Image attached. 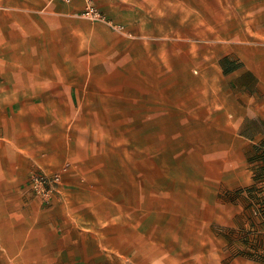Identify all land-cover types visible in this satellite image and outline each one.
<instances>
[{"label":"crops","instance_id":"obj_1","mask_svg":"<svg viewBox=\"0 0 264 264\" xmlns=\"http://www.w3.org/2000/svg\"><path fill=\"white\" fill-rule=\"evenodd\" d=\"M94 3L123 31L80 18L83 0H0V264H118L133 250L134 264H250L224 258L214 228L242 209L224 194L258 186L248 159L264 143V0ZM118 75L176 78L175 98L150 93L176 103V126L187 127L176 134V217L161 227L156 215L151 232L148 201L93 224L49 213L29 187L37 167L99 159L91 145L70 151V94L86 77ZM64 184L81 181L70 170Z\"/></svg>","mask_w":264,"mask_h":264},{"label":"rangeland","instance_id":"obj_2","mask_svg":"<svg viewBox=\"0 0 264 264\" xmlns=\"http://www.w3.org/2000/svg\"><path fill=\"white\" fill-rule=\"evenodd\" d=\"M91 67L92 63H85L86 73ZM81 80L84 93L70 94L74 103L69 121L70 151L91 145V149L99 153V159H95L93 165L87 157L89 166L83 169L80 167L84 164L77 166L72 159L60 163L78 177L81 186L62 185L61 181L59 192L49 203L36 199L49 208V213L77 214L92 222L99 216L107 219L122 216L124 220L127 214L144 213L148 201L150 232L156 215H160L162 227L165 220L176 217V134L187 127L176 126V103L152 99L150 90L160 89L163 96L175 98L176 78L160 79L166 83L158 86L150 83L153 79L119 75ZM156 117H163L164 123H158ZM38 169H33L31 174ZM224 197L231 199L232 196L224 194ZM263 198L264 180L258 181L254 191L249 188L244 195L234 196L242 209L228 225L214 228V233L221 238L224 258L240 256L250 264H264ZM59 223L55 224L57 228ZM104 225L101 228H107ZM140 260V254L133 250L118 258V264H134Z\"/></svg>","mask_w":264,"mask_h":264},{"label":"built area","instance_id":"obj_3","mask_svg":"<svg viewBox=\"0 0 264 264\" xmlns=\"http://www.w3.org/2000/svg\"><path fill=\"white\" fill-rule=\"evenodd\" d=\"M69 3L71 0H61ZM80 18L91 22L103 23L114 31H123V27L110 20L94 3V0H83V9L78 15ZM67 171V166L62 165L54 172L46 173L41 168L34 171L29 178V187L32 193L41 202L47 204L55 193L59 192L62 175Z\"/></svg>","mask_w":264,"mask_h":264},{"label":"trees","instance_id":"obj_4","mask_svg":"<svg viewBox=\"0 0 264 264\" xmlns=\"http://www.w3.org/2000/svg\"><path fill=\"white\" fill-rule=\"evenodd\" d=\"M261 146L264 147V143ZM262 147H256L248 159L251 163H254L256 166L255 171H254V175H253V180L255 181V183H257L260 180H264V149L262 150ZM255 189H257V186H256V184H253V186L250 188V191L251 190L254 191ZM239 192L240 191H236L234 194H230V197L231 196L233 198H234V196L236 197ZM228 195H229V193H228ZM263 203H264V198H263ZM244 256H246L248 258L252 257V255L247 254V253H244ZM253 259L258 260L257 257H254Z\"/></svg>","mask_w":264,"mask_h":264},{"label":"bare ground","instance_id":"obj_5","mask_svg":"<svg viewBox=\"0 0 264 264\" xmlns=\"http://www.w3.org/2000/svg\"><path fill=\"white\" fill-rule=\"evenodd\" d=\"M173 22V21H172Z\"/></svg>","mask_w":264,"mask_h":264}]
</instances>
